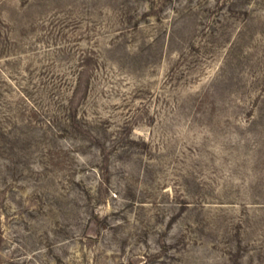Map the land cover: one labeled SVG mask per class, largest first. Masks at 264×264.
I'll list each match as a JSON object with an SVG mask.
<instances>
[{"label":"rangeland","instance_id":"1","mask_svg":"<svg viewBox=\"0 0 264 264\" xmlns=\"http://www.w3.org/2000/svg\"><path fill=\"white\" fill-rule=\"evenodd\" d=\"M0 264H264V0H0Z\"/></svg>","mask_w":264,"mask_h":264}]
</instances>
